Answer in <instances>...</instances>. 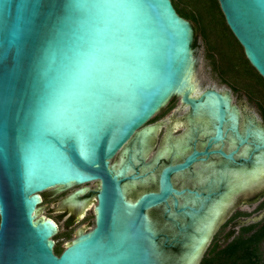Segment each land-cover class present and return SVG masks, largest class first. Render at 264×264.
<instances>
[{
	"label": "water",
	"instance_id": "95a60500",
	"mask_svg": "<svg viewBox=\"0 0 264 264\" xmlns=\"http://www.w3.org/2000/svg\"><path fill=\"white\" fill-rule=\"evenodd\" d=\"M218 1L264 78V0ZM193 44V25L172 0H0V123L11 141L0 161V264H186L201 240L200 226L225 192L178 190L171 177L211 153L195 151L167 165L158 191L135 198L122 183L141 177H127L126 164L116 170L111 161L132 143L135 159L144 161L154 130L148 122L178 96L194 116L212 124L209 147L224 140V126L246 146L247 167L235 162L234 153L218 151L231 166L250 171L262 163L264 127L251 123L241 132L230 92L200 90ZM69 97L85 117L71 133L61 118ZM128 163L135 169L132 154ZM98 181L95 226L56 255V223L35 216L40 194ZM83 193L79 189L67 201ZM178 197L187 200L180 204ZM161 207L175 231L163 239L149 215ZM177 246V253L169 249Z\"/></svg>",
	"mask_w": 264,
	"mask_h": 264
},
{
	"label": "flooded vegetation",
	"instance_id": "af4514ba",
	"mask_svg": "<svg viewBox=\"0 0 264 264\" xmlns=\"http://www.w3.org/2000/svg\"><path fill=\"white\" fill-rule=\"evenodd\" d=\"M178 103H180V107H185L187 111L180 115L179 117L172 116L169 118V121H163L161 126L164 130L163 140H165L164 145L159 150L158 153L154 155L152 159L147 161L146 157L150 151L151 144H149V150L143 154L144 161L136 160L135 157L137 153L132 152L131 150L136 149V144L132 143L129 145L126 152L120 151L115 158L117 159V163L119 164L115 169H119L125 164L129 162V156L132 154L133 164L135 165V169L131 167V170L126 173V176L131 175H138L141 178L137 181L135 180H126L122 183L124 189L127 192V195L130 197V192L133 189L141 188V193H148L158 191V177L160 171L166 167L167 165L177 164L184 161V159L192 154L195 151L204 152L208 150L211 154L209 156H198V160L191 165L190 168L185 170L182 173H177L172 175L171 180L174 187L178 190H193L199 193H207L209 188L211 191L219 190V187H222V190L226 192L228 190V183L227 181H223L221 183H215L216 180L219 179L221 172L229 170H242L244 169L242 166L247 167L248 163L246 162L248 157V150L245 145L239 146L238 141L233 136L232 132H227V126H224V140L218 142L216 144L211 143L209 147L210 138L214 136V129L212 124L201 118L200 116H194L192 111L189 107L185 106L181 98L178 96L173 97L169 103L165 106V110L161 113L159 120L165 119V117L173 110H176L178 107ZM233 104V101H232ZM235 105L240 111V131L242 132L246 126H249L251 123L259 124L264 127V121H260L252 115H248L242 109V106ZM156 119V120H158ZM153 120L152 123L156 122ZM149 123V124H152ZM157 127V126H156ZM174 137H173V136ZM138 144V142H137ZM130 150V152H129ZM218 151H223L226 154L234 153V160L237 164L242 166H231L229 164V160L225 159ZM204 158L205 160H202ZM98 189H91L87 191L86 185L79 187L80 189L84 190V193L79 195L75 201L70 202L67 199L74 194L78 189L68 194V197L61 201L60 208L58 209L60 213H63L65 217H67V226L71 228L75 222H77L81 216L83 215L84 210L88 211V205L93 201L97 204V192L100 189V182H96ZM62 191L60 190H50L45 191L40 194L41 201L40 204L37 206V215L40 218L47 217L52 219L57 225V221L50 217V216H43L39 214L41 211V206L43 203L48 201L49 199L55 197L57 193ZM254 193L253 195H251ZM139 194V195H140ZM249 195V197H248ZM251 195V196H250ZM187 196V193L185 194ZM131 198V197H130ZM180 204L187 200L184 197H178ZM172 203V200H170ZM78 203H82V207H78ZM258 203L257 209L260 210L264 207V180L260 181L259 183L245 189L242 191H238L235 193L233 197V204L230 206L229 210L227 211L226 215L231 211L233 207L237 208L244 205L256 204ZM93 206V209H94ZM80 208V210H79ZM234 208V210H235ZM256 209V210H257ZM83 210V211H82ZM231 214L227 215L228 220L226 224H232L231 229L226 233L225 239L229 242L225 245L227 246L232 240H234L237 236H240L242 233L243 227H247L252 224L260 223L264 219L263 212L260 213L257 217H251V214L247 213L246 211H234ZM149 215L154 218V220L160 219L164 222V226L158 227L161 231L162 239L165 236H173L175 231H173L169 226H167L168 221L164 217V209L157 208L153 209L149 212ZM225 215V216H226ZM224 216V218H225ZM84 217V216H83ZM251 220V224L248 221ZM254 220V221H253ZM169 224V223H168ZM95 226V224H94ZM236 228H238V232H236ZM59 225L57 234L59 233ZM54 236V237H55ZM78 236V235H77ZM76 236V237H77ZM217 234L214 233L209 245L206 248V251L203 255L209 251V247L211 249H222L224 247H220L218 242L216 241L214 244V240ZM54 247L53 249H65L69 244L72 243L74 240H70V242L65 245L64 247H60L59 244L56 243V239H54ZM75 237V238H76ZM212 244V245H211ZM173 251H177L179 248H169ZM203 259V258H202ZM202 261V260H201ZM201 263V262H200Z\"/></svg>",
	"mask_w": 264,
	"mask_h": 264
},
{
	"label": "rangeland",
	"instance_id": "374dc122",
	"mask_svg": "<svg viewBox=\"0 0 264 264\" xmlns=\"http://www.w3.org/2000/svg\"><path fill=\"white\" fill-rule=\"evenodd\" d=\"M190 22L194 27V22L192 21ZM220 30H221L220 35L223 39L224 45L229 46L228 47L229 51L231 52V54L235 55L234 58H236V56L238 55V45L236 44L234 38L231 36L230 33L222 31L221 27ZM195 39H197V46L194 49L195 66H194L193 77L200 90H205L207 88H214L222 92L229 91L231 94L233 104H236L239 107L242 106V109L246 114L252 115L257 119H259L260 121L262 120L264 121V102H263L264 80L259 75H257L251 68H248L245 65H243L242 73L250 78L251 83L255 88L256 91L255 93L257 95L249 94L248 90L244 88L240 82H237L238 84L235 83L234 82L235 80L229 76L226 79L223 78L220 72L214 68L212 53L209 51L208 44L203 38L199 28L194 33V41ZM177 105L178 108L176 110L171 111L165 117V119L159 120L158 118H160L161 113L165 110L167 106L164 107L150 122H148L147 126L154 127V130H153V134H151L148 141V143L151 144V147L146 157L147 161L152 159L154 155L158 153L159 150L164 145L165 140L162 139L164 130L161 126V123H163V121L166 122L169 121V118H171L172 116L179 117L180 115H182L187 111L185 107H180V103H178ZM153 120H156V122L152 123ZM111 164L115 168L119 165L117 163L116 158H114L111 161ZM82 186L83 185L72 186L67 189H64L59 193H57L55 197L43 203L41 206V211L39 212V214L54 218L59 225L60 228L59 233L57 236L54 237V239H56V243L59 244L60 247H64L65 245H67L70 242V240L75 239V237L80 232H87L94 227L95 212L93 206L95 203L93 201L89 203L88 211L86 209H83L84 210L83 215L77 222L74 223V225L71 228L67 226V217H65L64 214L60 213L58 210L60 208L61 201L67 198L68 194H70L71 192L75 191L76 189ZM86 189L87 191L91 189H98V186L96 182H91L87 184ZM140 193H141V188L133 189L130 192V197L135 198ZM253 194L254 193H252L251 195ZM257 207H258V203L244 205L237 208L233 207L227 215L231 214V212H233L235 208L234 211H238V210L246 211L247 213L251 214V217H257L260 213L262 212L264 213V207H262L260 210H258L259 208L257 209ZM227 215L225 216V218L223 216V218L215 228V234H217V236L215 237L216 239L212 244H214L217 241L220 247H224L229 242V239L228 240L225 239V235L231 229V226L233 224V223L226 224L228 217L230 216L229 215L227 217ZM154 221L157 223L158 227L162 228L164 226V222L162 220L157 219ZM251 223L252 222L250 221L247 224H251ZM235 231L238 232V228H236ZM211 247L212 246H210L208 249H211ZM260 251L264 259V242L260 245ZM173 253H177V251H173Z\"/></svg>",
	"mask_w": 264,
	"mask_h": 264
},
{
	"label": "trees",
	"instance_id": "16d2710c",
	"mask_svg": "<svg viewBox=\"0 0 264 264\" xmlns=\"http://www.w3.org/2000/svg\"><path fill=\"white\" fill-rule=\"evenodd\" d=\"M180 16L194 22V33L200 29L208 49L213 56V66L223 78L232 77L235 83L240 82L251 95H257L248 76L242 73L243 65L251 68L263 80L264 78L248 61L243 47L240 45L229 26L220 8L218 0H172ZM230 33L238 45V55L231 54L224 45L220 35L221 30ZM194 48L197 46L195 39ZM238 84V83H237ZM259 96V95H258ZM264 102V101H263ZM264 242V219L257 224L243 227L240 236H237L222 249H209L200 264H264L260 245ZM64 249H54L60 255Z\"/></svg>",
	"mask_w": 264,
	"mask_h": 264
},
{
	"label": "bare ground",
	"instance_id": "6f19581e",
	"mask_svg": "<svg viewBox=\"0 0 264 264\" xmlns=\"http://www.w3.org/2000/svg\"><path fill=\"white\" fill-rule=\"evenodd\" d=\"M196 83H194L193 91H195ZM147 131L150 132L149 129ZM147 131L144 132V137L142 142H145L147 139ZM151 133V132H150ZM134 156L132 157V159ZM262 160V163L259 164L256 168L247 171V170H226L221 172L220 177L215 183H221L223 181H227L228 183V190L224 193V195L213 204L211 208L210 216L207 217L200 226L202 230L201 240L199 242H194V246L192 247V253L186 260V264H194L196 259L198 258L201 250L205 247V244L212 234V231L216 225V222L226 207L231 203L232 197L235 195L236 192L245 190L260 181L264 180V158H259ZM131 170V164L125 165V172H129ZM41 198V197H40ZM38 211V209H37ZM36 218L39 220V216L35 214ZM43 219H47V217H43ZM56 229L58 230V225L56 224Z\"/></svg>",
	"mask_w": 264,
	"mask_h": 264
},
{
	"label": "snow or ice",
	"instance_id": "6c2138e0",
	"mask_svg": "<svg viewBox=\"0 0 264 264\" xmlns=\"http://www.w3.org/2000/svg\"><path fill=\"white\" fill-rule=\"evenodd\" d=\"M120 7H135L131 5H121ZM3 101H0V107H2ZM74 100L69 97L67 99L66 107L61 114V118L64 122L66 130L71 133L73 129L79 130V126L84 122L85 117L81 114ZM11 147V141L7 133L6 125L0 123V161L7 158Z\"/></svg>",
	"mask_w": 264,
	"mask_h": 264
}]
</instances>
